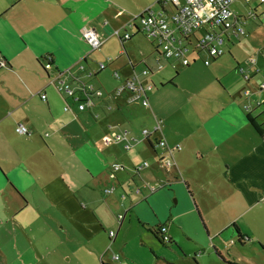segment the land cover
I'll list each match as a JSON object with an SVG mask.
<instances>
[{"label":"crops","instance_id":"crops-1","mask_svg":"<svg viewBox=\"0 0 264 264\" xmlns=\"http://www.w3.org/2000/svg\"><path fill=\"white\" fill-rule=\"evenodd\" d=\"M157 1L0 0V55L7 60V65L0 67V264H109L106 257L111 243L117 240L123 227V223L119 225L115 236L109 234L115 223V203L119 200L114 193L116 181L121 183L124 176L121 170L128 167L140 177L145 172L144 179L148 182L144 187L148 190L151 182L170 185V179L184 174L175 157L182 145L165 133L164 112L153 101L156 98V93L151 94L153 89L148 92L150 106L128 102L127 93L114 97L111 109L107 108V101H99L95 111L101 117L96 119L93 112L80 111L51 82L60 71L81 59L96 66L98 61L112 56L113 62L106 67L108 79L102 78V71L90 79L106 92L112 91L121 79L137 71L136 64H116L125 49L119 54L91 52L83 29L95 28L99 36L108 32L103 45L115 38L118 47L122 42L112 31L133 20L145 7L158 11L162 5ZM136 35L147 40L152 56L153 63L149 65L152 76L145 77L147 82L154 84L158 79L164 85L158 61L174 69L176 77L180 68H188L198 60L194 58L187 67L173 59L164 61L156 52L155 43L143 33ZM122 46L125 47V42ZM260 59L264 58L260 56L257 64L251 66L253 73L249 80L224 68L228 59L222 56L209 65L201 59L214 74V69L218 70L216 78L227 91H233L231 99L220 102L218 110L204 120L205 129L199 131L203 139L197 146L200 153L231 152L234 161L246 163L257 153L255 140L244 133L252 126L248 114L257 117L256 113H260L253 111L254 102H264V96L258 98L256 93L264 91L254 83L258 76L256 68L264 71V61ZM126 65L128 69L123 75ZM116 69L121 79L113 77ZM240 88L244 95L237 98ZM42 92L46 93V99L41 97ZM67 101L69 110L65 109ZM156 117L163 121V136L169 145H181L173 158L156 140L141 139L131 148H126L123 142L109 146L104 143V138L111 134L110 125L132 129L133 135L141 137V129L152 127ZM19 123L26 125L30 133H18ZM168 159L173 160L171 167L164 164ZM111 160L122 167L113 171ZM143 161L149 162L144 168L149 169L136 172L134 167ZM158 166L164 169L159 179ZM128 175L133 177L132 173ZM141 221L156 237L157 224L151 226L143 218ZM167 233L173 242L168 228Z\"/></svg>","mask_w":264,"mask_h":264},{"label":"rangeland","instance_id":"rangeland-1","mask_svg":"<svg viewBox=\"0 0 264 264\" xmlns=\"http://www.w3.org/2000/svg\"><path fill=\"white\" fill-rule=\"evenodd\" d=\"M232 8L240 15L237 24L245 28V34L239 39L227 40L222 57L228 60L223 67L240 75L236 60L242 62L264 51V4L260 0H237ZM107 34L103 31L100 38ZM115 42V38H111L94 52L97 55L119 54L125 49L116 64L133 62L137 72L149 68L152 56L145 38L135 35L132 40L125 41V47L120 42L117 47ZM161 58L169 60L165 56ZM197 59L188 68H180L176 77L174 69L163 65L160 75L165 83L162 86L155 79L151 91L152 95L156 93L152 100L164 112L165 133L170 140L182 145L175 157L184 174H177L170 179V185L151 192L144 187L148 182L144 179L145 172L140 177L128 167L121 170L124 176L120 178L121 183L116 181L114 193L119 200L115 203V223L111 228L116 233L122 223L123 227L116 241L106 240L111 243L106 257L109 264H264V135L248 122L251 129L247 128L244 134L255 140L258 150L247 163L234 161L231 152H199L197 146L203 139L199 131L205 129L204 120L218 110L220 102L231 99L233 90L227 91L216 78L218 70L214 69L215 75L210 66L204 65L199 57ZM125 67L123 75L128 69L127 65ZM108 69L102 71L103 79H108ZM255 78L257 84L261 75ZM256 93L258 98L264 96V93ZM243 95L242 88L237 90V98ZM254 104L253 111L260 110L256 118L264 128V104H257V101ZM109 162L110 166L118 164L115 160ZM158 167L159 179L164 169ZM137 200L140 204L135 202ZM133 202L137 204L131 208ZM139 215L151 226L158 222L167 224L173 242L158 240ZM236 226L244 236H240ZM114 253L121 257L114 259Z\"/></svg>","mask_w":264,"mask_h":264},{"label":"built area","instance_id":"built-area-1","mask_svg":"<svg viewBox=\"0 0 264 264\" xmlns=\"http://www.w3.org/2000/svg\"><path fill=\"white\" fill-rule=\"evenodd\" d=\"M235 1L237 0H158L157 4L162 5L161 9L154 11L151 6L145 7L133 20L115 28L112 34L117 36L124 45L126 40L138 33H143L151 42L155 43V47L160 52L159 56L177 60L182 66L190 65L194 58L199 57L206 65H209L213 59L225 53L227 40L239 39L241 35L245 34V28L237 24L240 15L232 8ZM260 3L264 4V0H260ZM104 23L107 24V21ZM83 35L91 52L100 49L105 43L95 28H84ZM260 56L264 58L263 50L259 51L256 56L247 58L238 64L237 71L245 80L250 79L251 73H253L251 66L257 64ZM113 60L114 57L108 56L106 60L98 61L96 66H91L86 59H81L60 71L51 82L65 98L72 99L80 111H91L96 119L101 117V114L95 111L99 101H107L106 106L111 109L114 97L125 93H127L128 102L150 106L148 92L153 89L154 84L145 80V77L151 72L150 67L144 68L141 72L134 70L130 77L124 79H121L118 69L114 70L113 77L121 79V82L109 92L90 80L99 71L106 69ZM6 65V58L0 55V67ZM162 67L163 64L158 61L157 69ZM255 73L261 75L258 87L264 91V71L257 67ZM73 83L74 85H72ZM41 97L46 99V93L42 92ZM70 108L67 101L65 109L69 110ZM110 128L112 129L111 134L104 138V143L107 146L123 142L126 148H131L141 139L152 142L156 140L157 145L164 147L172 158L175 151L181 149L180 144L169 145L163 136V121L159 117L155 118L152 127L141 129V137L133 135L128 128L119 129L114 125H110ZM16 130L20 134L30 133L29 128L23 123H19ZM164 164L166 167H171L173 160L168 159ZM148 166L149 162L143 161L134 168L139 173ZM121 167L116 164L113 166V171H117ZM165 185H149V187L151 192H154ZM106 191L110 193L112 189ZM159 232L163 241H170L166 224L161 226ZM109 234L115 236L116 233L111 230ZM114 258L118 259L119 256L116 254Z\"/></svg>","mask_w":264,"mask_h":264},{"label":"trees","instance_id":"trees-1","mask_svg":"<svg viewBox=\"0 0 264 264\" xmlns=\"http://www.w3.org/2000/svg\"><path fill=\"white\" fill-rule=\"evenodd\" d=\"M155 50H156V52L158 53V54H160V52H159V49L157 48V47H155ZM237 64H239V62L237 61ZM187 67V66H186ZM264 104V102L262 103V105ZM248 119H249V121H250V123L252 124V126L255 128V130L257 131V132H259L261 135H264V128H263V126H262V124L256 119V117H254V116H252L251 114H248ZM187 186H188V184H187ZM164 225V223H159V224H157L156 226H154V228H155V235H156V237L161 241V242H163V240H162V238H161V236H159L160 235V232H159V229L161 228V226H163ZM237 227V226H236ZM237 229H238V231H239V233H240V236H244L241 232H240V229L237 227ZM151 230V229H150ZM169 242H171V239H170V241Z\"/></svg>","mask_w":264,"mask_h":264}]
</instances>
